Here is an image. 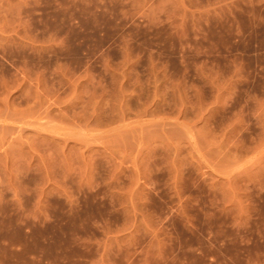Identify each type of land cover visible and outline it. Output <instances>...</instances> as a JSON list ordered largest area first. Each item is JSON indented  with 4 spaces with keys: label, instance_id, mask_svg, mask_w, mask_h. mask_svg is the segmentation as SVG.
<instances>
[{
    "label": "rangeland",
    "instance_id": "1",
    "mask_svg": "<svg viewBox=\"0 0 264 264\" xmlns=\"http://www.w3.org/2000/svg\"><path fill=\"white\" fill-rule=\"evenodd\" d=\"M0 264H264V0H0Z\"/></svg>",
    "mask_w": 264,
    "mask_h": 264
}]
</instances>
